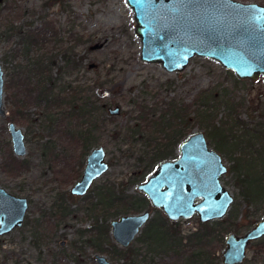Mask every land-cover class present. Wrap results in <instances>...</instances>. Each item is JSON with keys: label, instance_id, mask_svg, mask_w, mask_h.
Instances as JSON below:
<instances>
[{"label": "rangeland", "instance_id": "obj_1", "mask_svg": "<svg viewBox=\"0 0 264 264\" xmlns=\"http://www.w3.org/2000/svg\"><path fill=\"white\" fill-rule=\"evenodd\" d=\"M48 0H0V61L5 71L6 82L8 86L13 85L11 82L10 73L16 65L27 66L28 61L35 62V60L48 51L55 52L61 46L72 50V56L81 62V71L75 76H71L69 71L62 78L67 83L79 80V85L84 89L89 90L87 95L92 102L99 104L102 100L104 104L111 105V102H118L122 108L121 116L114 120L113 124L103 127V123H97L96 128L100 127V132H96L94 137L99 140V143L105 144L109 142L108 133L111 129L117 126H125L130 123V112L133 110L131 101H134L139 96L144 88V84H148L152 91L149 101L154 102L153 95L157 91L153 87L168 82L172 83L171 91L167 92L163 88L161 97L157 101L168 103L170 99L182 100L185 104H191L192 101L201 100L202 96L208 97L204 102L209 104L206 108L203 105L196 106V109L202 113L205 110L206 114L211 116V121H202L200 123V131L207 134L216 133L213 128L214 125H219L223 121H228L230 108L240 107L239 114H234L236 121L241 124L244 123V129L250 132L256 131V123H264V79L261 77L258 81L239 80L236 75L224 69L219 63L206 58L195 57L182 73H167L161 65L158 64H144L141 62V42L140 38L135 34V17L133 11L129 8L125 0H57V3L50 6H45ZM245 4H259L264 6V0H235ZM53 1H48L52 3ZM16 3V4H15ZM46 24H51L58 32L57 39L62 40L61 46L49 42L41 51H30L26 56L24 55L25 48L19 43V37L14 36L7 39L5 34L11 29L23 34L30 31L38 32L43 30ZM13 26V27H12ZM80 40L82 43H80ZM96 44H104L100 50L92 51L91 47ZM12 54H18L15 59H11ZM57 57V66L64 67V63ZM7 59L8 63L4 62ZM58 67L53 72L54 78H58L60 72ZM59 73V74H58ZM57 76V77H56ZM100 78V79H99ZM103 85V88L97 89L95 83ZM12 91L7 90L9 95ZM112 106V105H111ZM204 110V111H203ZM7 116H11V108L6 107ZM193 112V110H192ZM191 112V113H192ZM26 119L20 118V127L26 135V143L28 147V155L24 159L29 160L31 170L29 173L22 174L15 173L12 176L6 171L5 167L9 163V152L11 149L8 143H11V137L8 129L6 118L0 117V188H4L9 192L26 197L31 200L29 214L38 216L39 208H50L53 202V193L51 191L55 188H65L70 190L74 185L67 184L66 175L70 172L64 169L66 166L61 162L52 165V162H45L41 152V144L47 142V138L55 139L54 142H60L62 139L57 132V127L52 122L45 120L44 105L30 106L26 111ZM233 116V115H231ZM205 117L202 114V118ZM234 119V120H235ZM103 127V128H102ZM46 138V139H43ZM43 139V140H41ZM41 140V141H40ZM264 140V136H263ZM67 140L63 141L66 144ZM55 146V145H54ZM67 145H56L53 153L58 154L61 148H66ZM112 148L113 147H109ZM259 148V146H257ZM111 150V151H112ZM108 153V162L112 164L110 152ZM54 155V158H55ZM256 160L264 158V151ZM44 159V161H43ZM263 166L259 171H264V161L257 162ZM4 168L2 169V167ZM245 171V170H244ZM253 174V171H251ZM22 174V175H21ZM17 175V177H16ZM130 172L126 167L110 169L107 174L99 179L94 185V190L102 187L106 180L111 182H127L129 180ZM257 176H251V179ZM263 186H264V179ZM235 178L228 174L223 179V184L234 195L235 201L229 211L228 217H232V222L239 229L238 232H232L237 235H244L249 232L256 223L264 217V192L259 201L248 204L244 200L243 186L239 187ZM61 183V185H59ZM70 185V186H68ZM61 186V187H60ZM138 185L129 187L127 194L138 196ZM23 189L24 192L18 193V189ZM83 203L81 200L74 201L73 204L78 205ZM84 204V203H83ZM143 211V210H142ZM137 212H129L134 214ZM80 219H70L62 223L58 229L43 226L46 230L45 240L42 242L44 246L41 250L48 254H61V241H67L68 247L65 248L66 254H71L73 259L65 262V259H59L61 264H79L76 261L81 260L80 255L73 249V244L83 248L84 240L81 243L76 239L77 230L87 229L90 227L89 221L86 220V215L79 213ZM120 216H115L113 219H118ZM198 218L194 217L189 220L180 222L184 232L195 231L198 228ZM55 229V231H52ZM28 227H23L14 233L3 238L2 248L0 249V264L4 263V258L9 259L8 264H40L38 258L40 257L39 250L33 248L34 238L29 233ZM66 234V238L61 235ZM228 233L223 234L224 243L219 246L218 255L223 260L222 255L226 249L225 240ZM72 247H71V245ZM137 248H142L139 244H134ZM105 247V246H104ZM106 248V247H105ZM41 251V252H42ZM107 251V249H106ZM145 251V249L143 250ZM85 260L84 264H96L91 260L92 252L88 248H83ZM82 252V253H83ZM81 253V254H82ZM255 253L253 245L248 250V258L243 264H264V261H256L253 257ZM48 254L44 256L48 260ZM82 254V255H84ZM107 255V253H104ZM145 253H143L144 255ZM87 255V256H86ZM108 259L113 264H124L122 260L113 261ZM50 260V259H49ZM75 261V262H74ZM143 261V259H142ZM176 261L180 263L177 257L164 254L163 252L148 253L146 262H141V258L137 264H150L155 262L157 264H173Z\"/></svg>", "mask_w": 264, "mask_h": 264}, {"label": "water", "instance_id": "obj_2", "mask_svg": "<svg viewBox=\"0 0 264 264\" xmlns=\"http://www.w3.org/2000/svg\"><path fill=\"white\" fill-rule=\"evenodd\" d=\"M133 11L135 34L141 42V62L158 64L170 74L182 73L195 58H206L233 72L240 80L264 79V6L235 0H125ZM96 44L92 51L102 49ZM5 72L0 61V116L4 109ZM104 108H107L104 105ZM119 116L121 108H109ZM13 149L26 155L25 136L10 125ZM182 156L161 163L138 191L162 210L170 222L198 216L202 224L222 220L234 197L221 178L227 168L212 151L203 133L188 138L181 147ZM110 166L104 148L92 151L84 175L72 193L83 195L94 180ZM28 201L0 190V238L23 223ZM151 218L150 212L126 215L111 223L117 245L129 248ZM264 238V217L244 235L229 234L222 264H243L252 243ZM1 246V239H0ZM100 264H111L97 256Z\"/></svg>", "mask_w": 264, "mask_h": 264}, {"label": "trees", "instance_id": "obj_3", "mask_svg": "<svg viewBox=\"0 0 264 264\" xmlns=\"http://www.w3.org/2000/svg\"><path fill=\"white\" fill-rule=\"evenodd\" d=\"M50 5H54V3ZM44 24L43 30L30 31L25 33V36L17 29H11L6 32L5 36L7 39L18 36L20 44L25 41L24 55L26 56L30 51H41L51 38L59 35L51 24H46V22ZM75 49L76 46H73L71 51L61 46L55 52L48 51L41 54L35 62L28 61L26 67L16 65L13 72L10 73V81L15 83L10 86L7 85V90L12 91L7 97V103L11 108L10 119L12 122H17L18 118L23 116V109L29 103H46L44 104V113L47 114V119L50 122H55L51 119L53 109H61L63 112H60L59 115L62 119V126H58V129L63 136L71 139L72 145H77L75 151L79 149V157L84 158L87 153L86 150L89 151L91 148L90 144L94 139L92 135L101 130L100 127L96 128L97 123L101 121L103 127H107V125L113 124L117 117L110 116L102 108V100L99 104L92 102L91 98L87 96L90 93L89 90L80 85L77 87L68 86L64 78L63 82L59 84L60 80L54 78L53 72L58 67V55H62L64 61V67H58L60 73L63 72L66 75L70 69V75L75 76L81 71V62H78L71 55L72 50ZM17 56L18 54H12L11 59H15ZM6 60L5 58L4 62L8 63ZM94 85L97 89L103 88L99 82ZM172 86L173 84L168 82L166 85L159 84L153 87L157 94L152 97L154 102H150L152 91L149 90L151 87L145 83L137 99L130 102L133 107L130 112V123L121 127L115 125L108 133L109 142L102 144L109 151L112 150L109 147H113L109 154L112 159L111 167L114 169L118 166L126 167L128 173L130 172L127 182L115 183L108 179L103 185L102 199L106 222L115 216L125 215L131 211L138 212L151 209L147 198L140 194L138 196L127 194L129 187L144 182L160 163L174 158L178 143L188 136V132L182 130L180 121L182 113L179 100L173 98L168 103L155 101L161 97L160 93H162L163 88L169 92ZM205 100H208V97L202 96L200 102L197 101L198 106L203 105L208 108L209 104L207 105ZM118 104L116 101L111 102V105L114 106ZM190 107H185V129L191 124L187 119V116H190L192 112ZM233 111L234 109H230V112ZM207 112V110L202 113L199 111L200 123L201 119L202 121H211V116L206 114ZM202 114L205 117L202 118ZM230 117L228 123L231 121ZM79 122L83 123L80 127L76 125ZM232 128L234 129V126ZM252 137L253 139L261 138L259 134L254 133L253 136L245 132L244 139H249L251 142ZM250 155V160H244V179L241 176L237 178V185L241 188L243 186L244 200L248 204L259 201L264 192L262 180L264 179V171H259V168L263 166H258L261 164L256 162L253 154ZM12 160L10 158V161ZM9 167L10 173L17 169L12 164ZM80 169L73 167V174L69 181L78 177ZM251 176H257V178L251 179ZM231 221L232 217L230 216L228 219L217 220L208 224H201L198 221V228L186 233L180 223H170L161 212L157 211L153 220L147 224L137 240L142 248H135V246L127 249L118 247L112 242L107 225L104 244L110 247L112 255H116L118 260H122L124 264H132L135 258L143 255V253L156 251L173 253L172 255L182 259V264H222L221 257L217 254V248L224 243L223 234L239 231L232 226L237 227L234 222L231 225ZM252 245L255 250L254 259L264 261V238ZM144 249L145 251H143Z\"/></svg>", "mask_w": 264, "mask_h": 264}, {"label": "flooded vegetation", "instance_id": "obj_4", "mask_svg": "<svg viewBox=\"0 0 264 264\" xmlns=\"http://www.w3.org/2000/svg\"><path fill=\"white\" fill-rule=\"evenodd\" d=\"M48 1H50V0H48ZM48 1H46L44 3L45 6L52 7L53 5H50V4L54 3V5H55L57 3V0H51L53 2L50 3V4L48 3ZM23 36H25V34H23ZM49 42H53L54 44H58L60 46L63 43L60 38L57 39V36H54L53 38H51V40ZM25 43L26 42L24 41L22 43L23 45L22 44L21 45L24 46ZM76 47H77V45H76ZM59 58H61V60L63 61L62 55H60ZM77 61L80 62L79 60H77ZM81 68H82V66H81ZM57 71L60 72L58 69H57ZM69 73L71 74V70L69 71ZM62 76H63V72H61L59 74V77H58V79L60 80L59 84H61L63 82ZM241 81H244V80H241ZM66 84L68 86H73L74 85V86L77 87V86H79V80H75V81H73L71 83H67L66 82ZM7 85L8 84L6 82V77H5L4 109H5L6 115L4 117L3 116H0V117L6 118V121L8 123V129H9L10 137H11L10 125L14 124V125H16L17 129L22 130L17 125L21 121L20 118H24V120H27L26 119V116H27L26 111H27V109L30 106L40 105V104L29 103V105L25 106L24 109H23V116L19 117L17 122H12L11 119H10L11 118L10 114L7 116V111H6V107H9V104L7 103V97H8ZM81 87H83V86H81ZM179 102H180L179 107H180L181 113H182V118L180 119L181 124H182V130H183V132L187 131L188 132V136L186 138L182 139L180 141V143H178L175 157L174 158H170V159H168L166 161H175V160L179 159L182 156L181 147L184 144V142L188 138H190L191 136H193V135H195L197 133H203L205 138H206V140H207L208 147L212 151L216 152L221 157L223 163L226 165L227 172L221 178L222 184H223V179L228 174H231L232 177L235 178L236 184H238L237 183V178H239L241 176V178L244 179V160H246V159L250 160V156H251L250 154H253L254 157H255V160H256V158L260 156L259 154H262V152L264 151V140H263L264 123H256L254 125L255 128H253L256 131H253V132L247 131V130L244 129V123L241 124L240 122L236 121V119L234 118L235 117L234 114H239L238 110L240 109V107L230 108V109H234V111L229 114L230 116L233 115V116L230 117L231 121H229V123L227 121H223V122H221V124H219L217 126L214 125L213 128L216 130V133L213 132V134L212 133L211 134H207L204 131L201 132L200 131L201 129H199L200 128V115H199V109L198 110L196 109V106H198L197 102L194 100V101L191 102V104H185L183 97H182V100H179ZM44 104H46V103H44ZM104 105H106V104L103 103L102 104V108L105 109L108 114H109L108 109L111 108V107L112 108H115V107H120L121 108L120 105H117V106L116 105L115 106L114 105H112V106L111 105H106L107 108H104ZM186 106H189V107L192 106V107H190L191 108L190 110H193V112L190 114V116H187L188 122H191V124L188 126V128L185 129V123H184L185 117L184 116L186 114V110H185ZM52 112H53V115L51 116V119L55 120V122H52V123H53V125H55L57 127V132H59V136H61L62 139H60V137H59V140H60L59 144H58V142H54L55 139H50V138H47V142L45 144H41L39 142V146L41 147V152L43 154L42 156L46 160L45 162H47V163L52 162L51 166L54 165V162H55V164L57 162H61L62 164H65L66 166H64L65 167L64 169H67V170L70 171L66 175V181L65 182H67V184H71V185L74 184V185L71 187L70 190L65 189V188H63V189L62 188L53 189L51 191V194L53 193V197H51L53 199V202H51L50 208H48V210L45 207L44 208H42V207L39 208L38 209V213H39L38 216H35V214H33V215L29 214V212H30L29 210H30V207L32 205L31 200L27 199L26 197H21V196L15 195V194L9 192L8 190H6L4 188H0V190H5L9 194H11V195H13V196H15L17 198L26 199L28 201V208H27V211H26V214H25V217H24L22 225L20 227L14 228L11 232L6 233L5 235L1 236V238H0L1 239L0 249L2 248L3 238L5 236L10 235V234L14 233L17 230H21L25 226V227H28L30 229L29 233L34 238L33 248L35 250H39L40 257L38 258V263H40V264H61L59 259H63V258L65 259V262H68V260H71L73 258L71 257V254H66V252L64 251L65 248L68 247V245L66 244L67 241H61V244H60L61 254H59V255L48 254V253H50L49 251L47 253H44V251L41 250L44 247L42 245V242L45 240V237H46L45 236L46 230L43 228V226L47 225L49 227V229H52V228L58 229V227L61 226L62 223H65V222H67L70 219H74V218L77 219V217H78V219H80L78 214L79 213H83V214L86 215V220L85 221L86 222L89 221V223L91 225L87 229L77 230L76 239L79 241V243H81V239H83L84 240L83 248H88L92 252H94V254L91 257V260L95 261L96 264H100L98 259H97V256L106 257V259L111 264H113L108 259V257L111 258V260H113V261H116V260L118 261V257L116 255L113 256L111 248L108 247V246H105V244H104L105 233H106V230H107L106 227L108 226V228H109V234H110V236L112 238V242L114 244H116L114 239H113V236H112V226H111V223L114 220H118L121 217L126 216V215L141 214L143 212L148 211L151 214V218L147 222V224H148L149 222H151L153 220V218L155 217L157 211L161 212L163 215H164V213L162 212V210L153 208L150 200L144 194H142L141 192L138 191V186L140 184L144 183L147 179L144 182H141L140 184H138L137 191H138V193L140 195H142L143 197H145V198H147L149 200L150 205H151V209L150 210L145 209L143 211L141 210V211H138L137 213H134V214H129L128 213V214H125V215H119L120 217L118 219L111 218V219L108 220V222L105 221L104 203H103V199H102L103 186L97 188V190L93 189L95 183L97 181H99V179L102 178L108 172L105 173L104 175H102L100 178L94 180L91 188L87 191V193H85L83 195L73 194L72 190H73L74 186L79 181H81V179H82V177L84 175V171L86 169L87 159H88L89 155L95 149H98V148L102 147V148H104L106 150V148L104 146H102V143H99V140H97L94 137V135H92V138L94 137V139H92V141H91V144H90L91 148L89 149V151L86 150L87 153H86L84 158H80L79 154H78L79 153V149H78V151H75L77 145H72L71 139L68 138V137L63 136L60 133V130L58 129V126H62V119H61L59 113L63 112V111L61 109L54 108ZM121 114H122V108H121ZM121 114L119 116H121ZM45 115H46L45 120H48L47 119V114H45ZM119 116H112V117H119ZM49 123H50V121H49ZM101 123H103V122L100 121V124ZM76 125H79V127H80V126L83 125V123L79 122V123H76ZM233 126H234V129L232 128ZM22 132H23V134L25 136V145H26V150H27L26 155L17 156L15 154L14 149H13L12 137H11V143H8L9 148H10V145H11V149H10V152H9V163L5 167V169L12 176H15V173L17 175H18V173L26 174V173H29V171L31 170V164H30L29 160H20V159H24L28 155V147H27V143H26V135H25L23 130H22ZM245 132H248L249 134H252L253 136H254V133H256L257 135L259 134L261 136V138L260 139H253V137H252V139H251L252 141L250 142L249 139H246V138L244 139ZM43 139H46V138H43ZM43 139H41V140H43ZM64 140H67L66 144H63ZM56 145L57 146H59V145H67V147L66 148H61V150L58 152V154L55 155V153H53V150H54V147L56 149ZM257 146H259V148H257ZM106 153H107V151H106ZM54 155H55V158H54ZM82 157H83V155H82ZM10 158H12L13 160L10 161ZM107 158H108V153H107ZM44 159H43V161H44ZM261 159H262V161H264V158H261ZM261 159L256 160V162H260ZM166 161H164V162H166ZM107 162H108V159H107ZM10 164H12L13 167H15V168L17 167V169L18 168H20V169L12 170V173H10V167H9ZM20 164H22V165H20ZM108 164H109V166H111V164L109 162H108ZM73 167L75 169H80V167H81V169L79 170L80 174L78 175V177L76 179H72V180L69 181L70 176L73 174ZM3 168H4V166L2 167V169ZM17 175H16V177H17ZM59 185H61V183H59ZM68 186H70V185H68ZM223 186L226 187V185H224V184H223ZM22 192H24L23 189H21V188L18 189V193H22ZM233 197H234V195H233ZM77 200L83 201L84 204L83 203L78 204V205L73 204V202L77 201ZM234 201H235V198H234ZM229 211H228V214H229ZM228 214L226 215V217L228 216ZM164 217L168 220V218L165 215H164ZM226 217L224 219H226ZM196 218H198V216H196ZM224 219H222V220H224ZM181 221H183V220H180L179 222H175V223H180ZM198 221L200 222L199 218H198ZM215 221H217V220H215ZM170 223L174 224V222H170ZM147 224L144 226V228L142 229L140 235L136 238V240L132 243V245L130 247H134L135 246L134 244H138L137 240L141 236V234L143 233V231L146 228ZM55 229H53L52 231H55ZM230 234H232V233H230ZM233 234H235V233H233ZM66 236H67L66 234H62L61 235L62 238H66ZM252 244H251V246H252ZM117 246L120 247L119 245H117ZM71 247H72V245H71ZM83 248H80L79 246H77V243L73 244V249L75 250V252H77L80 255V259H81V260L78 259V261H76V263L84 264L83 260H85V259L83 257H85V254L83 252ZM120 248H122V247H120ZM135 248H137V246H135ZM106 249H107V251H106ZM125 249H127V248H125ZM156 252H162V251H156ZM81 253L84 254V255H82ZM104 253H107V255H105ZM148 253L150 254V253H154V252H147L144 255H140L138 258H135V260L133 261L132 264H137V262H138V260L140 258H141V262H146V259L148 258ZM46 254H48L47 257L50 260L49 259L48 260L44 259V256ZM164 254H168V255L174 256V255H172L173 253L165 252ZM222 258H223V255H222ZM247 258H248V256H247ZM247 258H246V260H247ZM142 259H143V261H142ZM179 260H180V263L178 261H176L175 263L182 264L183 263L182 259L180 258ZM246 260H245V262H246ZM5 262H6V264H8V262H9V259L7 257L4 258V263ZM175 263H173V264H175ZM222 263H223V260H222ZM30 264H32V263H30ZM150 264H157V263H155V262L151 263L150 262Z\"/></svg>", "mask_w": 264, "mask_h": 264}]
</instances>
